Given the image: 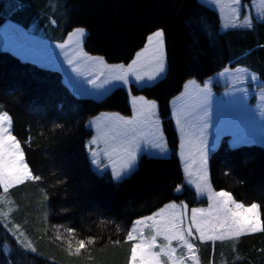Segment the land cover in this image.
I'll use <instances>...</instances> for the list:
<instances>
[{"label":"trees","instance_id":"16d2710c","mask_svg":"<svg viewBox=\"0 0 264 264\" xmlns=\"http://www.w3.org/2000/svg\"><path fill=\"white\" fill-rule=\"evenodd\" d=\"M6 20L56 42L86 28L87 53L124 64L162 30L167 73L151 85L132 83L100 99L83 97L60 70L0 48V114L10 115L12 134L33 174L41 177L7 193L37 251L21 246L0 218V264H130L134 240L127 233L136 219L172 201L190 208L209 204L184 182L171 102L188 79L205 83L228 66H245L264 82V20L222 30L217 10L201 0H0V26ZM130 93L158 103L171 154H142L137 168L116 180L92 165L87 143L94 130L88 120L103 111L131 115ZM227 139L210 155L212 187L244 205L258 204L264 224V146L233 147ZM89 238L95 243L76 254V241ZM194 244L201 264H264L261 231L223 241L196 238Z\"/></svg>","mask_w":264,"mask_h":264},{"label":"rangeland","instance_id":"374dc122","mask_svg":"<svg viewBox=\"0 0 264 264\" xmlns=\"http://www.w3.org/2000/svg\"><path fill=\"white\" fill-rule=\"evenodd\" d=\"M201 1L217 10L221 17L222 30L233 27L247 28V20H251L252 25L256 19L264 20V0H251L249 3L244 0ZM77 29L84 30L83 36L76 34ZM86 36L87 29L78 27L69 33L64 41L56 42L48 37L34 34L12 20H6L0 26V48L10 50L24 59L43 66L60 70L71 89L83 97L100 99L115 87L122 85L129 89L132 83L139 86L151 85L167 73L165 36L163 37L164 71L152 80L148 77L157 73L161 59V53L155 41L151 43L148 54L145 56L148 59L140 61L142 63L135 65L134 69L130 63H109L101 55L87 53L83 47ZM139 65L141 66L138 67ZM137 75L142 76L143 79L137 80ZM118 76H126L128 82L124 83L116 79ZM91 80H95V84L90 83ZM130 102L134 107V113L131 115L117 111H103L88 120V126L94 130V135L87 143V150L91 161L93 160L92 152L97 153L96 159L99 160V164L92 163V165L99 173L107 170L112 173L114 168L117 170L123 168L128 160V154L121 149L122 144H134V151L137 154L133 168L125 176L130 175L137 168L142 154L157 157H168L171 154L163 121L159 115L158 103L135 95ZM152 103H155L156 107L149 109ZM171 105L172 118L180 141L178 154L184 172V182L194 188L200 197L207 198L209 204L204 207L190 208L185 204L172 201L154 213L136 219L131 229L133 226L137 228V232L134 233L137 237L134 243H139L141 237L144 240H150L152 236H156V246L151 251L160 252L161 247L168 244V241L164 240L163 235H157V230H163L168 219L173 214L179 213L181 226L185 229L192 227L193 235L187 239L194 245V251L190 252L183 242L172 240L170 248L175 250L172 258L178 264H201L194 244L196 238L199 239V233L192 225V212L194 209L203 210V212H197V221L205 228L216 225L218 223L216 217H222L226 213V208L219 205L214 196V193L220 191L214 190L211 184L210 155L219 147L225 136L233 147L242 144L264 146V82L256 72L245 66L226 67L205 83L196 78L188 79L183 90L172 99ZM178 120L180 123H177ZM205 122L207 128L203 130V136H201ZM202 139L207 145L206 165L202 162L200 152V148L203 147ZM93 140L97 142L92 144ZM24 162L27 163L25 155ZM210 196L212 199L209 198ZM0 197H4L0 199V213H8L6 218L0 214L5 227L21 246H23L21 241L30 242L36 249L31 231L15 216L17 205L13 196L4 193ZM171 204L177 207H169ZM227 207L238 211L234 204ZM257 211L261 220L259 207ZM160 212L164 215H156ZM150 216L154 219H147ZM137 220L143 223L137 225L135 224ZM217 231L224 232L225 239L233 237L227 234L226 229H217ZM5 250L10 252V246L7 245ZM159 259L164 264H171L167 255H161Z\"/></svg>","mask_w":264,"mask_h":264},{"label":"snow or ice","instance_id":"6c2138e0","mask_svg":"<svg viewBox=\"0 0 264 264\" xmlns=\"http://www.w3.org/2000/svg\"><path fill=\"white\" fill-rule=\"evenodd\" d=\"M247 26L251 27V20L246 21ZM76 34L79 36H83L84 30L77 29ZM164 33L162 30H157L152 36L149 37V42L152 43L155 41L158 45V50L161 53L160 63L158 65L157 73L154 75H150L148 79L152 80L156 78V75L164 71L163 64V41ZM72 63V61H69ZM75 70V69H74ZM118 80H122L124 83H127L126 76H118L116 77ZM137 80L143 79L142 76L137 75ZM90 83L95 84V80L89 81ZM156 107L155 103L149 105V109H154ZM11 117L6 113L0 114V186H2L5 194L9 192L12 187H15L25 181H39L41 177L39 175H34L32 170L29 168L28 164L24 162V153L21 149L20 142L17 138L12 135L11 132ZM130 123V122H126ZM177 123H180L178 120ZM207 128V123L205 122L203 125V129L201 130V136H203V130ZM183 131V129H181ZM97 141L93 140L91 143L95 144ZM201 144L203 147L200 148L202 162L204 165L207 164V145L206 141L201 140ZM214 146V145H213ZM121 149L128 154V160L120 170L113 169L112 176L116 180H120L125 176L134 166L136 161V152L134 151V144H122ZM159 147V145H157ZM91 150V149H90ZM114 151L117 149H113ZM93 164H99V160L96 159L97 153L95 151L92 152ZM207 176V172L205 170V178ZM181 186H177L176 190L179 191ZM199 187V186H197ZM214 196L217 198V203L226 208L225 215L217 216L216 220L218 223L211 228H205L200 222L197 221V212H203V210L194 209L192 212V225L195 226L196 231L199 233V239L201 241L204 240H221L225 239L224 232H218L217 229H226L227 234L233 237H239L243 233H254L257 231L264 232V224H262L259 213L257 211L258 204L252 203L250 206H245L243 203H237L232 194L227 191H220L214 193ZM212 199V196L209 197ZM0 199H4V197H0ZM234 204L235 209L238 211H234L232 208L227 207L228 205ZM171 208H176L177 205L171 204L169 205ZM245 213H250L251 215L246 216ZM7 217L8 213H0ZM158 216H163L164 213H157ZM147 219L152 220L154 217L150 216ZM143 223L141 220H137L135 224L139 225ZM207 223V222H205ZM182 221L180 219L179 213L173 214L168 221L163 230L158 229L157 235H163L164 240L168 241V244L161 247L160 252H152L151 249L156 246V236H152L150 240H144L142 237L140 238L139 243H134L131 246V261L130 264H161L159 257L161 255H167L171 264H178L177 261L173 260L172 253L175 251L170 248L172 240H179L183 242V244L187 247L190 252L194 251V245L188 242L187 237L193 235L192 227H188L187 229L181 226ZM71 231V230H69ZM137 232V228L133 226L131 231L127 233V239L129 241L136 239L134 233ZM60 237L58 236L57 239ZM19 239V237H18ZM23 247L25 249H30L32 252H35L36 249L32 247L30 242L25 243L21 241ZM77 247L75 248V253L79 254L81 249L86 248L87 245H91L95 243V240L89 238L87 241L80 239L76 241ZM69 248L71 249V243L69 242ZM167 249V251H166ZM71 254V252L69 253Z\"/></svg>","mask_w":264,"mask_h":264},{"label":"crops","instance_id":"0c3cea01","mask_svg":"<svg viewBox=\"0 0 264 264\" xmlns=\"http://www.w3.org/2000/svg\"><path fill=\"white\" fill-rule=\"evenodd\" d=\"M234 28V27H233ZM153 35V33L150 35V36H152ZM149 36V37H150ZM149 37H148V40H147V43H146V45L141 49V50H139L138 52H137V54H136V56H135V58H134V60L130 63V64H132L133 66H132V68H134V66L135 65H138L139 63H142V62H140V61H142L143 59H148L147 57H145L148 53H147V51H148V49L151 47V43L149 42ZM154 44V43H153ZM141 65H139L138 67H140ZM230 67V66H229ZM229 67H227V68H229ZM135 69V68H134ZM132 94L130 93V100L132 99ZM131 103V102H130ZM132 105V104H131ZM133 107V106H132ZM3 113H6V112H2L1 114H3ZM134 113V107H133V111H132V114ZM8 116H10L8 113H6ZM104 173V172H103ZM26 182V181H25ZM244 234V233H243ZM161 261V260H160ZM161 264H164L162 261H161Z\"/></svg>","mask_w":264,"mask_h":264}]
</instances>
